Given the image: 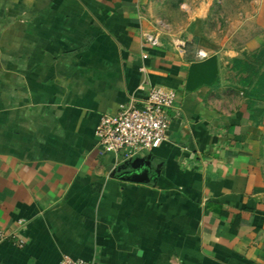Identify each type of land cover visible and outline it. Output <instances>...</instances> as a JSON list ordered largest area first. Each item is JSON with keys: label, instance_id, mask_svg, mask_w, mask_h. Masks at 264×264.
I'll use <instances>...</instances> for the list:
<instances>
[{"label": "crops", "instance_id": "1", "mask_svg": "<svg viewBox=\"0 0 264 264\" xmlns=\"http://www.w3.org/2000/svg\"><path fill=\"white\" fill-rule=\"evenodd\" d=\"M249 5L223 34L227 0H0V228L24 239L0 264H264L263 140L226 80L264 43ZM154 85L177 94L168 138L101 152L99 117Z\"/></svg>", "mask_w": 264, "mask_h": 264}, {"label": "built area", "instance_id": "2", "mask_svg": "<svg viewBox=\"0 0 264 264\" xmlns=\"http://www.w3.org/2000/svg\"><path fill=\"white\" fill-rule=\"evenodd\" d=\"M144 40L150 45H159L156 34L144 32ZM172 44L179 51H184L186 41L173 37ZM201 58L206 56L203 50L198 51ZM172 88L154 85L138 105L126 103L119 106L116 114H103L99 117L94 133L101 152L111 153L114 157L129 158L135 154L159 146L168 138L169 114L176 99ZM11 241L22 246L24 239L16 233L0 228V242ZM62 264H92L85 259L65 258Z\"/></svg>", "mask_w": 264, "mask_h": 264}, {"label": "rangeland", "instance_id": "3", "mask_svg": "<svg viewBox=\"0 0 264 264\" xmlns=\"http://www.w3.org/2000/svg\"><path fill=\"white\" fill-rule=\"evenodd\" d=\"M193 1H198V0H193ZM227 2H228V7H224L222 10V11H225L222 16L223 19H221V16H220L221 24H223V26H221V28L219 29L223 31V34H225L227 30H229L228 28L224 27V24H225L224 20H225L226 15H228L229 13L233 14L234 8L235 9L239 8L238 11H240L241 7H251V5H249L250 0H227ZM183 5L184 4L182 3L181 6ZM169 8L170 10L172 9V7H169ZM180 8L185 9L187 7H180ZM172 11L174 10H171V13H169L167 17L165 16L163 21L160 22L162 23L161 26H166V23H169V21L172 20V17L175 19L178 18L176 13L173 14L174 12ZM252 54H254V56H251ZM263 56H264V43L262 45H259V47L256 50L245 53L243 58H241V60L235 59L229 63V68L233 70L232 72L234 73V74L231 73L226 76V80L231 86V87H228L229 95H231L233 92L235 93V90L231 89L232 87L233 88L235 87V89H241L243 91L241 94L243 96H246V92L250 90L253 83L246 85L245 83H243V81L247 77L252 78L253 82L257 79V76H254V77L251 76L252 66L253 64H255V62H257V60L261 59ZM262 69H264V66L259 71H261ZM249 98L251 99V97H248V96L243 97V99H247V100ZM250 99L248 100L249 103H250ZM251 101H252V104H250L249 111L251 112V116L255 118L258 122L257 126H258L259 131L261 132V137H262L263 146H264V98L263 99L253 98L251 99ZM263 152H264V147H263Z\"/></svg>", "mask_w": 264, "mask_h": 264}, {"label": "trees", "instance_id": "4", "mask_svg": "<svg viewBox=\"0 0 264 264\" xmlns=\"http://www.w3.org/2000/svg\"><path fill=\"white\" fill-rule=\"evenodd\" d=\"M251 56H254L252 54ZM264 66V56L257 60L255 64L252 66V72L251 76H257V79L253 82L252 78L247 77L243 83L246 85L252 84L249 91L246 92V95L248 97L254 98V99H263L264 98V69L259 71Z\"/></svg>", "mask_w": 264, "mask_h": 264}]
</instances>
